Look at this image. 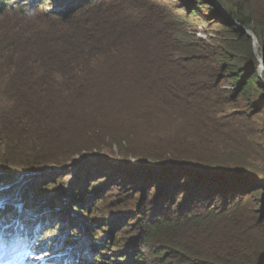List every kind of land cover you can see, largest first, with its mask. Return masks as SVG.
<instances>
[{
  "label": "trees",
  "instance_id": "1",
  "mask_svg": "<svg viewBox=\"0 0 264 264\" xmlns=\"http://www.w3.org/2000/svg\"><path fill=\"white\" fill-rule=\"evenodd\" d=\"M46 1L0 0V69L6 62L12 79L3 126L16 138L5 139L6 155L0 144V264H74L82 231L93 264L107 249L109 264H264V0H177L162 8L144 0H51V15L38 8ZM27 13L33 26L15 40L18 27L8 20ZM16 122L30 135L14 132ZM86 138L144 164V176L126 180L144 186L148 199L101 237L90 221L99 191L87 186L88 194L95 189L91 201L82 190L70 209L50 207L60 212L51 223L61 235L30 263L43 226L33 230L21 217L39 215L44 223L46 212L33 211L28 199L47 189L26 179L71 168L83 151L93 155ZM10 173L23 177L12 191V177L3 184ZM259 194L255 208L248 198ZM10 201H19L12 214ZM131 207L121 202L118 209Z\"/></svg>",
  "mask_w": 264,
  "mask_h": 264
},
{
  "label": "rangeland",
  "instance_id": "2",
  "mask_svg": "<svg viewBox=\"0 0 264 264\" xmlns=\"http://www.w3.org/2000/svg\"><path fill=\"white\" fill-rule=\"evenodd\" d=\"M144 1L150 4H154L159 8L169 7V6L176 7L178 5L177 0H144ZM11 5H19V3H11ZM29 7L30 9L32 8L31 5ZM38 8L40 11L43 10L44 13H47V15H51V0L46 1V4L43 6V9L42 7H38ZM19 10H20L19 7H17L15 9V12L18 13ZM181 14H184V12H182ZM29 19H30V15L29 13H27L25 14V16L15 15L12 19L8 20V23L12 24L13 28L16 29V26L18 27V29L12 34L13 39L15 40L17 38L21 39L22 35L29 32L30 26H33L31 21H29ZM40 21L41 24L44 25L43 29H51V24L47 23V20L40 19ZM190 22L194 28H197L198 35H200L203 38H206L208 36L207 33L205 32V28L204 29L200 28L202 22L199 20V18L192 17L190 18ZM37 37L41 38L43 37V35H39ZM42 39L43 38H41V40ZM39 46H43V44L40 42ZM1 47L4 48V43H1ZM49 47H51V45H49ZM259 52L260 49L258 48V57L261 58ZM8 66L9 65H7V63L5 62V68L0 69V138H1L0 144L2 145L1 149L3 150L1 151V155H6L5 149L3 148L6 138H9L10 142L12 141L13 144H14L13 141L16 142L15 136L12 134L10 135V131H7V129H5L3 126L4 124H6L8 116L10 115V109L8 107L10 106V104L7 102V97H8L7 88L9 84H11L12 79H11L10 69ZM16 125L18 127L13 129L14 132L18 131L20 135L23 132L26 133L27 135H30L31 131L28 130L27 124H21L20 122H16ZM31 140L32 141H30V144L32 145L34 144V141L33 139ZM84 141L85 142L91 141V143H87V144L89 145V148L93 147L92 149L93 155L92 154L89 155L88 151H83L82 157H79L77 159L78 163L74 164V166L71 168L69 167V165H67L66 167H62V168L61 167L55 168L57 170H52V172L51 169H47L48 171L46 172L41 171V173H37V175L30 177L29 179H26V181H31L35 187L36 186L45 187V189H47L46 191L42 192L43 193L42 195L38 196L37 193H35L34 196H31L32 202L31 199H28V203L31 205L32 209H34L33 211L41 212L42 214L46 212L45 216L48 217L44 220V223L40 222L39 215H36L33 219L30 220L29 218H31V216H27L26 218L24 215L23 217H21L23 220L28 222L30 228L33 230H37L38 227L43 226V234L41 236L43 241L41 243L42 245L38 246L35 249H32V252H30L31 253L30 263L37 261V259L35 260L34 258V256H37L35 254V251L38 250L37 252H39L40 247L43 248L46 247L47 245L52 243L51 241L56 242L57 240H59V237L61 235L59 231L60 227L58 226L60 224H58L56 220H54L55 224L51 223V214L58 215L60 212L55 211L51 213L50 207L70 209V207L72 206H70L69 201H73L76 192L80 193L82 190H84L82 193L88 194L86 191L87 186L90 188L93 187L95 189H98L99 191L95 193V200L91 202L90 221H94V223H97L99 228L102 229L99 231L101 237L104 235L103 230L110 231L112 229V226L115 225V222L121 216H124L126 218L130 214L128 213L129 211L133 210L134 208L140 209L139 206L142 205L143 199L144 200L148 199L146 195L148 193H146L147 191L144 186L142 185L137 186L132 180L127 181L129 178L132 179L134 178L136 181L137 178L144 176L145 173L144 174L140 173L145 168L144 164L136 162V160L132 159L131 157L121 154V151L118 149L119 147L112 146L111 148H104L100 150V149H96L93 146L97 142L96 140L86 138ZM85 142H81V143H85ZM261 143L263 145L262 161L258 162V169L264 172V138H261ZM11 146L13 147L10 148V151L16 148L15 145H11ZM3 161H4L3 158L0 157V164H2ZM7 162L9 164V160H7ZM8 176L10 177L5 179L4 180L5 182L3 184H5L6 182L9 183L13 179L15 182H17L9 188V191H12L18 186L19 184L18 182H21L20 180H22L23 177L18 180L17 177L13 178L11 173L10 175L8 174ZM51 180L53 182L52 185H51ZM45 181H48V183L45 184L44 183ZM93 182L96 183L93 184ZM1 185L2 184L0 183V191H1ZM95 189L90 194H88L87 202L89 201V199L90 201L93 199L92 196ZM152 191H154V189H152L151 192ZM68 194H73V196L70 199H67V202H69V204L65 206L60 205L62 203L61 200L65 198V195L67 196ZM7 196L9 201L11 198L16 197L17 193L16 191H14L12 194L10 193ZM151 197L152 195H150V198ZM261 197L262 194H259L258 197L255 196L254 199L248 198V201H250L251 205H253L256 208L257 201L261 200ZM96 198H97V202L102 201L99 206L96 205ZM13 199L16 200V198ZM121 202H124V204L128 206L134 205L135 207H131V209L124 208L125 213H123L118 209V206L121 204ZM18 203L19 201L17 202L15 201V204ZM15 204H13V202L10 201V205L12 207V211L10 212V214H12L14 211L17 210ZM3 206L4 203L2 202V195H0V211L3 209ZM84 206L82 205L81 207L83 208ZM16 215L20 216L21 214L16 213ZM73 216L75 215L73 214ZM83 222L84 221L79 220V223H83ZM137 225L138 223L135 224L134 221L130 222V226H132L133 228L136 227ZM52 229L53 230L55 229L59 234L58 235H56L57 233H53V235L46 234L48 230H52ZM122 233L123 232H119L116 234L118 239L121 238ZM74 240H76L73 241L74 244H77L79 240L83 242V249L80 251V255L82 257L80 259L78 258L79 260L75 258L73 261L70 262L74 264H86L87 262L88 264H93L94 261L92 260L93 259L92 256L94 255V253H92L91 251L89 252V249L87 248V246L90 245V237L87 234V232L82 231L81 234H79L78 239L75 238ZM99 253L101 254L102 259H98L97 264L112 263L111 252L109 251V249H107L106 252L99 251ZM82 254H84L85 256H83ZM47 264H51V262ZM66 264H69V262H67Z\"/></svg>",
  "mask_w": 264,
  "mask_h": 264
},
{
  "label": "water",
  "instance_id": "3",
  "mask_svg": "<svg viewBox=\"0 0 264 264\" xmlns=\"http://www.w3.org/2000/svg\"><path fill=\"white\" fill-rule=\"evenodd\" d=\"M222 13H223V15H224L225 18H228V15H226L224 11H222ZM249 35H250V36L253 38V40H254V47H255V51H256V53H257V52H258V48H259L258 41H257L256 37H255L251 32H249ZM259 60L262 62V59H261V58H259Z\"/></svg>",
  "mask_w": 264,
  "mask_h": 264
},
{
  "label": "bare ground",
  "instance_id": "4",
  "mask_svg": "<svg viewBox=\"0 0 264 264\" xmlns=\"http://www.w3.org/2000/svg\"><path fill=\"white\" fill-rule=\"evenodd\" d=\"M13 264V263H12Z\"/></svg>",
  "mask_w": 264,
  "mask_h": 264
}]
</instances>
